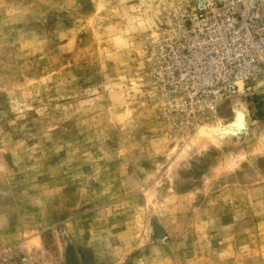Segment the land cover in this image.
Here are the masks:
<instances>
[{
	"label": "rangeland",
	"instance_id": "374dc122",
	"mask_svg": "<svg viewBox=\"0 0 264 264\" xmlns=\"http://www.w3.org/2000/svg\"><path fill=\"white\" fill-rule=\"evenodd\" d=\"M174 1L0 0V264H264V91L177 127L143 73Z\"/></svg>",
	"mask_w": 264,
	"mask_h": 264
},
{
	"label": "built area",
	"instance_id": "2783aa9c",
	"mask_svg": "<svg viewBox=\"0 0 264 264\" xmlns=\"http://www.w3.org/2000/svg\"><path fill=\"white\" fill-rule=\"evenodd\" d=\"M144 76L179 128L264 91V0H175L147 35Z\"/></svg>",
	"mask_w": 264,
	"mask_h": 264
},
{
	"label": "bare ground",
	"instance_id": "6f19581e",
	"mask_svg": "<svg viewBox=\"0 0 264 264\" xmlns=\"http://www.w3.org/2000/svg\"><path fill=\"white\" fill-rule=\"evenodd\" d=\"M243 125H244V115H242L241 111H238L237 112V120L233 123L234 127L232 129H234L236 127H238V128L242 127ZM226 128H228V129L223 128V130H221V131L224 132V133L230 132V130H229L230 127H226Z\"/></svg>",
	"mask_w": 264,
	"mask_h": 264
}]
</instances>
